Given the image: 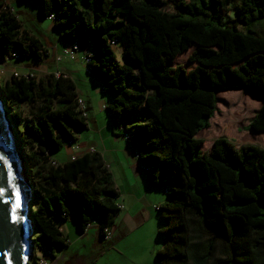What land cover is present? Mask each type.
<instances>
[{"label": "trees", "instance_id": "obj_1", "mask_svg": "<svg viewBox=\"0 0 264 264\" xmlns=\"http://www.w3.org/2000/svg\"><path fill=\"white\" fill-rule=\"evenodd\" d=\"M33 1L40 17H55L60 39L88 43L87 73L111 97L105 109L113 130L123 128L137 149L148 184L168 189L159 206L166 242L158 264H264V148H236L218 137L199 151L204 141L197 137L210 126L217 92L235 88L261 98L250 128L264 133V0ZM221 11L234 17L223 20ZM121 40L125 64L115 52ZM192 47L195 66L175 64ZM9 53L38 62L48 56L0 2L2 61ZM0 87L32 173L31 216L34 233L46 240L41 248L53 255L68 246L61 226L71 213L82 233L97 219L104 238L120 209L101 153L64 163L51 155L88 127L74 81L13 74ZM135 110L141 116L133 119Z\"/></svg>", "mask_w": 264, "mask_h": 264}, {"label": "rangeland", "instance_id": "obj_2", "mask_svg": "<svg viewBox=\"0 0 264 264\" xmlns=\"http://www.w3.org/2000/svg\"><path fill=\"white\" fill-rule=\"evenodd\" d=\"M236 1L239 2L241 0ZM5 2L8 3L6 5L11 8V11H14L18 16V19L22 23V28L40 38L45 45L48 46L46 49L50 56H46V59L49 63L53 62V65L49 67L48 65L44 66V64L40 66L31 64L30 62L38 63V61L34 60V57L32 56L16 59L15 57H12L11 53H9L4 61H2L0 56V84H3L5 80L10 79L13 74L27 75L33 73L37 79H40L41 76L47 74V66L49 68L54 67L53 69H57L59 65L69 62V57L63 55L64 49L61 48L62 46L58 45V42L60 41L59 34L57 31L52 30L53 22L48 19H43L38 15V3L36 1L5 0ZM221 16L223 20H227L233 18L234 14L232 12L221 11ZM123 47V40H121L118 46L115 47L117 61H122L124 59L122 54ZM194 49L195 47H192L189 51L178 56L175 64H182L186 68L194 67L195 64L189 61V57ZM87 50L88 49L84 51V56ZM58 55H63V58L56 61ZM76 55L81 56L80 52ZM70 64H73L75 68L82 71V74L79 76L80 78L87 76L86 63L80 61ZM80 83L81 87L85 90V93L92 95L93 97L94 108L90 113L91 117L97 121L96 126L93 122H90V126L87 128L77 130V132H80L81 139L90 142L94 135H96L98 139L100 136L103 137L106 135L110 144H117L116 136L120 135H115L113 133L112 124L108 118L105 107L102 108L101 106L99 100V98H101L100 95L97 96L95 88L88 86L86 81L83 80ZM109 96L110 95L107 94L105 96L106 99H110ZM216 100L217 110L210 120V126L203 129L198 136L204 141L199 148V151L210 150L212 148L211 146H207L211 142V139L209 138L211 135L213 137L219 136L228 139L236 148L246 144H252L264 148V133L255 132L250 128V122L262 104L261 98L254 96L250 92H244L242 89L235 88L217 92ZM24 110L26 112L25 117H27L30 111L29 106H25ZM26 120H28V118ZM223 126H225V128H223ZM23 127L24 123L21 124V129H23ZM210 128L215 134H211ZM116 132L124 135L123 128L121 129L117 127ZM124 137L125 136H121V139H126ZM65 151L66 147H63L60 151H55L53 154L54 158L60 159L61 157L66 156ZM24 153L25 151H23V155ZM31 175L32 173L29 171L30 178L32 177ZM97 222V219L92 221V226L89 228L92 230L90 234H87L89 229L82 233L78 228L75 214L71 213L69 218L63 222L65 226V234L69 238V244L65 248L60 249V251H57V259H55L48 251L44 249L42 250L41 247H46V240L43 237H39L37 232H35L34 253L36 255V261L33 262V264H69L70 261L72 264H119L115 260V256H117L115 254L110 256L105 255L103 259L99 261L100 252L106 245L97 244L95 240L96 236H98L97 227L95 226Z\"/></svg>", "mask_w": 264, "mask_h": 264}, {"label": "crops", "instance_id": "obj_3", "mask_svg": "<svg viewBox=\"0 0 264 264\" xmlns=\"http://www.w3.org/2000/svg\"><path fill=\"white\" fill-rule=\"evenodd\" d=\"M0 2L8 4L5 0H0ZM52 25V30L57 31L54 28V24ZM57 32L59 34V31ZM38 39L45 47H48L40 38ZM59 40L58 45L62 46V49L71 46V42L63 41L60 37ZM88 48V43H81L80 50L76 52V54L80 52L81 56L75 54L74 58H69V62L59 65L57 67L58 70L53 69L54 67L49 68L53 65V62L49 63L46 57H43L41 62L30 63L39 66L43 64L44 66H49L46 67L48 68L47 74L40 77L44 82H47L48 78H52L53 73L55 74L57 71L70 77L76 84L78 97L83 99L87 106L88 126H90V122H93L96 126L97 121L91 117L90 113L94 108L93 97L85 93L80 82L84 80L87 82L88 86L95 88L96 95H100L101 97L99 100L102 108H106V106L111 103V97L109 96L110 99H106L105 96L108 93L101 90V85L97 83L91 75L86 74L87 76L80 78L79 76L82 74V71L75 68L73 64H70L80 61L85 63L83 53ZM118 62L121 64L127 63L125 58ZM140 114L141 110H135L131 113L133 119H136L138 116L140 117ZM127 115L129 116V114ZM126 124L128 125V123ZM200 132L197 134V137L200 135ZM113 133L115 135H120L116 136L117 144L115 145L108 142L106 135L103 137L100 136L99 139L94 135L90 142H86L81 139L80 132L76 131L77 141L72 144L64 145V147H66V156L55 159L54 153L51 155L57 163H64L84 153L94 151L100 152L113 176L116 190L119 193L117 203H122L123 208L119 210L115 218V225L111 228V238L109 240L100 236L98 222L95 225L98 231V236H96L95 239L97 244L106 245L100 252L99 261L103 259L105 255L110 256L115 254L117 255L115 256V260L119 264H158L159 261L156 257V252L165 245L166 238L159 233L164 223L161 219L160 210L156 208V206L159 207L162 203L167 201L166 194L163 188L150 186L148 184L145 169L138 162L137 149L133 145H130L127 139H121V136L123 137L124 135L117 133L116 130H113ZM218 137H213L211 135L209 137L211 142L207 146L212 147L214 140ZM91 226L92 223L90 227ZM61 228L65 232L64 224H62ZM91 231L92 230L89 229L87 234H90ZM57 251L58 250L52 255L55 259H57ZM70 263L72 264L71 261Z\"/></svg>", "mask_w": 264, "mask_h": 264}, {"label": "water", "instance_id": "obj_4", "mask_svg": "<svg viewBox=\"0 0 264 264\" xmlns=\"http://www.w3.org/2000/svg\"><path fill=\"white\" fill-rule=\"evenodd\" d=\"M1 92L0 87V264H30L35 250L33 185Z\"/></svg>", "mask_w": 264, "mask_h": 264}, {"label": "built area", "instance_id": "obj_5", "mask_svg": "<svg viewBox=\"0 0 264 264\" xmlns=\"http://www.w3.org/2000/svg\"><path fill=\"white\" fill-rule=\"evenodd\" d=\"M48 19L53 22L55 20V17L54 16H50V17H48ZM117 42H118L117 40H113L112 43L116 45ZM79 48H80V44L79 43H77V42L72 43L69 48H65L64 49L63 55H65V56H67L69 58H74L76 52L79 51ZM91 54H92V50H90V49H88L85 52V56H84L85 63L89 62ZM63 55H58L57 58H56L57 59L56 61L61 60L63 58ZM13 57L18 58V56L16 54H13ZM87 72H88V70H87ZM27 75L33 76L34 74L33 73H29ZM55 75L56 76H60L61 73L59 71H57V72H55ZM77 102H78V105H79V109L83 111L84 116H87V110L88 109H87V106H86L84 100L78 97ZM70 144H72V143H70ZM137 156H138V154H137ZM74 158L75 157H73V159ZM53 163L55 164V162H53ZM163 191L167 192L168 189L165 188V189H163ZM117 207H118V209H122L123 208V204L122 203H117ZM156 208H159V207L156 206ZM89 227H90V225L88 226V229H89ZM104 238L107 239V240H109L111 238V229L110 228H106L105 229V237Z\"/></svg>", "mask_w": 264, "mask_h": 264}]
</instances>
